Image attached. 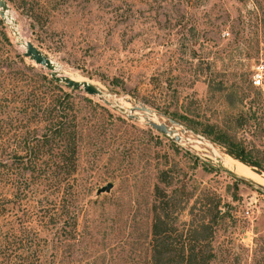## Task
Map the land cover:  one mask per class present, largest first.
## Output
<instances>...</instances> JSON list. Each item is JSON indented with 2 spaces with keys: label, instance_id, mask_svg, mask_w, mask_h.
Here are the masks:
<instances>
[{
  "label": "rangeland",
  "instance_id": "374dc122",
  "mask_svg": "<svg viewBox=\"0 0 264 264\" xmlns=\"http://www.w3.org/2000/svg\"><path fill=\"white\" fill-rule=\"evenodd\" d=\"M4 1L24 40L59 72L94 85L125 112L58 84L78 98L84 117L74 187L76 239L57 240L55 227L41 218L60 193L47 194L42 186L29 192L13 165L8 175L0 167V200H6L5 209L0 202V234L11 232L14 248L38 245L50 264H148L150 190L164 169L189 192L178 225L189 206L196 219L213 213L219 201L210 223L212 264H264V193L223 172L217 155L227 154L185 124L228 126L262 163L227 156L246 170L244 178L264 186V0ZM22 52L0 18V53L19 54L48 75ZM258 64L263 74L256 87L251 78ZM134 104L149 108L181 139L151 128L141 112L129 117ZM194 133L211 148L196 142ZM3 147L1 162L8 153ZM107 183L109 190L96 194Z\"/></svg>",
  "mask_w": 264,
  "mask_h": 264
},
{
  "label": "trees",
  "instance_id": "16d2710c",
  "mask_svg": "<svg viewBox=\"0 0 264 264\" xmlns=\"http://www.w3.org/2000/svg\"><path fill=\"white\" fill-rule=\"evenodd\" d=\"M3 37L11 47L4 32ZM83 118L78 98L71 91L61 88L47 73L25 64L19 54L0 53V146L8 151L2 154L6 159L0 161V167L5 168L6 175L12 170L11 165L19 169L20 183L31 193L39 186L45 187L47 194L60 193L59 200L46 204L41 218L55 227L57 240L62 242L73 241L77 235L74 187ZM185 124L220 146L228 156L260 167V153L246 146L228 126L208 123L197 128L193 120ZM172 179L167 170L161 169L151 186L148 264H212L210 223L214 213H218L219 201L213 203V213L196 219L189 206L188 216L178 225L189 192L184 184L175 185ZM2 200L5 209L6 200ZM13 238L11 232L0 234V264H50L38 245L21 244L14 248ZM16 249L21 252L16 253Z\"/></svg>",
  "mask_w": 264,
  "mask_h": 264
},
{
  "label": "water",
  "instance_id": "95a60500",
  "mask_svg": "<svg viewBox=\"0 0 264 264\" xmlns=\"http://www.w3.org/2000/svg\"><path fill=\"white\" fill-rule=\"evenodd\" d=\"M8 10V6L5 3L4 0H0V18L2 20L5 19L4 13ZM12 25L9 27V32L11 33L16 45L23 48L22 56L26 57L28 60L32 61L35 65L40 66L41 68L45 69L48 72V76L57 84L65 86L67 88H70L72 90H82L86 94L89 95H95L98 99L102 100L104 104H109L115 109L119 110L120 112H125V110L120 107L117 103L114 105L110 104V102L105 98L104 94L94 85L90 84L86 81H75L72 80L66 76H63L61 74H58V70L54 69V64L50 61V59L44 55L36 46H34L30 41L24 40L16 30V23L14 20H11ZM133 111L141 112L145 115L147 124L156 130L157 132L166 135L169 139L172 141L178 142L181 138L176 134L174 130L169 128L167 125L163 123L156 122L154 119L153 112L147 108L146 106L142 104H134L131 108L128 109V116L132 117L131 113ZM196 136V142L203 143L211 148V143L204 137L198 135L197 133H194ZM186 140V139H184ZM220 158V155H217ZM221 169L223 172H225L227 175L232 177L234 180L241 182L243 184L253 186L257 188L258 190L262 191L264 193V187L260 184L236 175L233 171H231L228 168L223 167L222 165ZM111 187V183H107L106 185L98 188L96 190V194H99L100 192L108 191Z\"/></svg>",
  "mask_w": 264,
  "mask_h": 264
},
{
  "label": "bare ground",
  "instance_id": "6f19581e",
  "mask_svg": "<svg viewBox=\"0 0 264 264\" xmlns=\"http://www.w3.org/2000/svg\"><path fill=\"white\" fill-rule=\"evenodd\" d=\"M9 10H7L4 15H5V19H4V22L7 23V25L10 27L12 25V22L11 20H13L12 16L9 15ZM16 30H17V27H16ZM18 31V30H17ZM19 33V32H18ZM20 35V34H19ZM21 36V35H20ZM15 37V36H13ZM16 38V37H15ZM22 48V47H21ZM51 61V60H50ZM52 62V61H51ZM53 63V62H52ZM54 64V69L57 68V65L55 63ZM57 70V69H56ZM58 74H61L63 76H66L70 79H73L75 81H80V77L79 76H74L73 74H67V73H63V72H59L58 71ZM219 163L220 165H222L223 167H227L228 169H230L231 171H233L236 175L238 174L243 176V177H247V173H246V170L243 169L237 162H234L230 157H228L227 155H223L221 154L220 155V158H219ZM262 186V185H261ZM264 187V186H263Z\"/></svg>",
  "mask_w": 264,
  "mask_h": 264
},
{
  "label": "built area",
  "instance_id": "2783aa9c",
  "mask_svg": "<svg viewBox=\"0 0 264 264\" xmlns=\"http://www.w3.org/2000/svg\"><path fill=\"white\" fill-rule=\"evenodd\" d=\"M262 74H263V66L262 64H258L255 67V72L252 75L251 82L254 86H260L262 81Z\"/></svg>",
  "mask_w": 264,
  "mask_h": 264
}]
</instances>
